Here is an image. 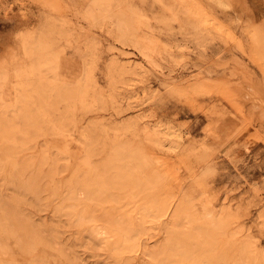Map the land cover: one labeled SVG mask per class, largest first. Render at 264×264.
I'll list each match as a JSON object with an SVG mask.
<instances>
[{
  "label": "rangeland",
  "instance_id": "1",
  "mask_svg": "<svg viewBox=\"0 0 264 264\" xmlns=\"http://www.w3.org/2000/svg\"><path fill=\"white\" fill-rule=\"evenodd\" d=\"M44 1L47 0H0V55L6 48L13 53L10 59L9 55L6 57L5 64L10 67L12 58L18 57L20 63H24L20 65L16 58L14 63L20 67L28 66L29 56L24 54L21 45L29 36L30 43L39 41L42 48L47 47L52 53L56 51L60 80L76 82L80 79L81 95L85 94L84 84L89 78L96 86L91 87L95 90L89 88L88 97L83 95L87 97L86 107L76 106V98L73 100L72 95L74 88L69 83H66V90H62L67 93L68 101L58 103L54 88L59 83H54L55 86L49 83L50 80L53 82V73L48 71V82L38 85L36 92L31 90L29 94L33 99H36L35 95L42 96L51 107L38 110L30 101L25 104L27 111H19L10 106L15 104L17 85L11 67L0 79V98L9 106L5 114L12 120L9 123L10 140L5 142L2 136L4 141L0 140V146L14 151L10 154V150L7 153L0 148V153L5 154H0V199H4L9 208L8 202L10 206L15 204L20 196L18 193L23 192L21 186L26 185L18 181L16 185L13 179L25 182L30 176L39 178L37 184L39 193L42 192L37 193V201L32 198V193L27 195L29 191L24 188L19 197L21 200L17 199L19 202L14 206L17 205L19 216L28 218L32 226L45 224L39 233L61 256L53 253L51 259H42L40 263L57 264L59 261L58 264H63L65 260L79 263L81 260L82 264H147L145 249L164 242L166 225L186 204L196 215L203 217L209 208L220 213L217 204L224 202V209L233 215V228L216 239L215 254L220 261L213 259L211 264H233L238 258V250L249 242L256 245L253 263L264 264V0H197L195 2L200 3L206 20L197 22L188 17L181 19L179 24H162L160 10L150 0L117 1L127 17L132 15L133 22L141 21L145 31L157 39L159 46L148 60L141 59L132 46L115 42L104 27H89L75 9V1L82 0ZM83 66L84 74H81ZM195 80L212 81L214 92L200 93L202 95L197 94L198 97L183 95L186 98L172 92ZM250 84L261 87V94L252 91ZM92 94L95 100L91 98ZM58 112L64 116L60 118ZM41 114L46 116V121L50 119L49 123L40 120L38 129L28 126L32 116ZM74 121L80 133L93 135V140L100 146L101 142L115 139L124 149L143 151L141 154L148 158L153 156L166 172V180L152 185V198L144 196L137 202L139 208L150 206L152 201L153 206L159 208L165 202V213L157 218L142 217L147 233L139 236L135 235L138 216L134 214L130 227L121 231V237L129 240L131 249L120 257L114 256V251L104 240L91 235V224L74 225V217L79 214V208H84L83 204L78 207L69 199L50 194V188L55 184L61 187L68 183L71 173L79 167L77 159L88 148V137H80L72 126ZM60 122L73 138L70 151L75 152L76 141L86 147L74 158L55 148L48 149L50 144L57 142L52 128ZM94 125L105 128L106 136L103 130L94 131L91 128ZM173 131L182 135L181 141L166 144ZM51 160L57 164H52ZM16 163L30 166L15 177L12 174ZM19 167L18 170L22 168ZM51 169L57 173L53 172L54 178L50 181ZM144 173L135 171L132 178L145 185ZM129 188L120 192L121 195L127 197ZM11 196L14 199H10ZM12 208L13 205L9 209ZM69 208L74 213L72 217L68 214ZM0 217L1 223V209ZM1 231L0 243L4 250L0 251V264L25 263L26 256ZM40 250L36 249L33 255H39ZM199 258L200 251H194L186 259L178 256V261L179 264H195Z\"/></svg>",
  "mask_w": 264,
  "mask_h": 264
},
{
  "label": "bare ground",
  "instance_id": "2",
  "mask_svg": "<svg viewBox=\"0 0 264 264\" xmlns=\"http://www.w3.org/2000/svg\"><path fill=\"white\" fill-rule=\"evenodd\" d=\"M47 1L49 2L52 0H47ZM117 1L119 2L122 0H87V1L82 0L79 3L75 1V3H77L75 9H77L81 18L85 20L87 24H89V27L92 26L93 28H95L98 26V29H100V27L101 28L104 27V29L108 30L107 32L110 34L111 38L115 42L117 41L118 43L122 45L132 46L134 49L138 51L141 59H144V60L152 59L153 55L155 54L157 50V47L159 46L157 39L155 38V36L152 35V33L150 34V32L148 33L145 31L146 30L145 26H143L141 21L133 22L131 18L132 15L129 16L130 18L127 17L126 11L124 10L123 6H120L117 3ZM150 1L154 3L156 7L160 10L161 15L159 17V21L162 24H170L171 22H175L179 24L181 19H185L188 17L194 18L197 22L198 21L203 22L204 20H206L203 8L201 7L200 3L195 2L197 0H150ZM50 4L52 5V3ZM224 6H226V4ZM111 8L113 9L111 10ZM28 38L29 36H27L26 39L24 38L22 41V45H21L24 51V54H26V56H29V60H27L28 58L26 59L25 57V59L27 60L26 62L28 63L26 64L28 66L26 68L22 66L20 67L19 65L14 63V61L19 60L17 59L18 57L16 58L14 56L13 57L16 58V60L12 58L13 65L6 62L10 64L11 70L13 71V78L17 82L15 83L17 84L15 86V92H16L15 100L16 101H15V104L10 105L11 108L14 109L15 107L19 111H27L28 107L25 104L30 101L36 104V107L38 110L41 108L45 110L48 107H51L49 102H46V100L43 99L42 96L35 95L36 99H33V97H31V95L29 94L31 90L36 92L38 85H44V83H46L45 81L48 82V80L50 79V78L48 79V76H49L48 71H50V73H53V75H51L52 77L51 79H53V82L52 80H50L49 83H52V85H54V83L56 82L59 83V84L56 83L57 86H55L56 84L54 85L55 86L54 95L56 96V100L58 101V103L64 102L65 100L68 101V97L67 99L65 98V95L67 93L64 94L62 90L65 91L67 87L66 83L67 84L69 83L70 87L72 85L74 88L72 95L74 96L73 100H75L76 98V101H75L77 103L76 106L78 105L81 108L86 107L85 105L87 103V97H88L87 92L89 91V88L96 86V85L94 86L92 85L91 79L89 78L87 80L88 82L86 83V85L84 84V86L86 87H85V92L83 93H85L87 96L85 97L83 96L85 94L83 95L80 94V89H81L80 86H82L83 88V85H80L81 84L80 79H78L76 82H74L75 80L74 81H71V80L64 81L62 76H61L62 77L61 79L63 80L59 79L58 76L60 73L59 74L57 73V69L60 65V62L58 60L59 58L56 56L57 55V53H55L56 51L55 52L53 51L55 53L54 54L50 50L48 51V49H46L47 47L42 48V46H40V44L38 43L39 41L32 40V42L30 43V40ZM34 40H35V37H34ZM8 55H9L8 58L10 59V55H13V53L11 50L7 48L0 55V79L4 78L3 76L8 70L9 66L5 64V60ZM116 55H119V54H116ZM23 60H24V57H23ZM20 61H21V58L18 61V63L22 65L23 61L21 63ZM84 68L85 67L83 66L81 74H84L83 73ZM209 80H206V81L200 80L199 82L195 80L194 82H191V83L189 82L188 84L184 85L183 88H176L172 92L176 93L177 95H180L181 97L183 95H190V97L192 95H196L198 97L197 94H200V93L209 94L210 92H214L215 90L214 84L212 83V81L210 82ZM63 87L65 88L63 89ZM91 89L95 90L93 88ZM251 89L255 93L258 92L259 94L260 92L261 94V90H262L261 87H257L256 85H251ZM94 97L95 95L91 96V98L93 99ZM190 97H189V101L191 99ZM74 103H72V106L74 105ZM7 108H9V106H7L5 101L2 98H0V137H1L0 140L2 139V136H3V139L5 140V142L6 141L8 142L10 140V135L12 133V130L11 132L9 131L10 130L9 128L11 127L9 123H11L12 120L10 121L11 118L9 119L8 116L5 114V111L7 110ZM60 115H61L59 116L60 118L64 116L61 113ZM15 118H17V116ZM40 120H43L44 123H49L50 119L46 121V116L42 114L34 115L32 116L31 122H28L27 124L28 126L30 124V127L34 126V127H37L38 129ZM62 120H64V118ZM232 125L233 124H231V126ZM72 126L73 128L76 127L75 121L73 122ZM211 126L212 125L210 124L209 127L211 128ZM231 126L230 128H232ZM63 128L64 127L62 126L61 122L58 126H54V128H52V131L56 137V138L54 137L53 138L57 142H55L56 144L52 143L53 145L50 144L48 149L55 148L58 152L65 153V154L69 153V155H71L74 158L77 155L81 154V151L84 150L86 147L82 146L81 144L82 142L78 143V141L75 140L76 142L74 141L75 142L74 146H76V150L75 152L72 150L70 151L69 150L71 148L70 144L73 141V138L71 137V134H69L70 132L68 133V130H65ZM91 128H93L94 131L103 130L105 136L107 134V132H105V128H103L102 126L94 125ZM17 129L18 128H16L15 130ZM75 131L79 132L80 137L82 136L84 139L88 137L89 139L87 143L88 148L85 150V153L83 151V156L77 159L78 160L77 164L79 163V167L76 168V170L71 173V176L69 177L67 181L68 183L61 184L62 185L61 187H59L56 184L52 186V184H54L52 183L50 185L52 186L50 188V194L57 196V197L59 195V197L61 196L60 198H64L65 200L69 199V201L71 200L73 201V203L75 202L76 205L83 204L84 208L83 209L79 208L80 210L78 211L79 214L76 213L77 214L76 218L74 217V220H76V223L73 221L74 225L83 226V225H86V223L89 225L91 224L92 226L91 235H93V237H95L96 239L104 240L107 246L111 247L112 251H114V256L120 257L121 255H123V253L129 252L131 249V247L129 246V240L121 237V231L124 228L130 227L131 219H133L134 214L138 216L137 221H136L137 230L135 232V235L139 236V235H144L147 233V230L144 226L145 225L144 224L145 220L143 219L144 216L146 217L150 216L152 218L153 217L157 218V216H161L163 215V213H165V209L167 207V204L165 202H162L159 208L158 207L155 208L153 206L154 204L153 201L150 206H143L142 208H139V206L137 205V202L142 201L144 196H147V198H152V193H151L152 185L154 183L161 182L164 179L166 180L167 179L166 172L164 168L162 167V165L159 164L158 161H155L156 159H153V156L152 157L150 156L151 158H148V156L141 154L143 151L139 150L135 152L134 151L135 149L134 150L124 149L120 147L119 145H117L115 139L109 141L108 143L101 142V146H100L98 142L93 140L94 138L93 135L91 134L85 135L82 132L80 133L79 129L77 128H75ZM36 132H39V130ZM210 134L208 133V135ZM213 136L214 134H212V137ZM169 137L170 138L167 139L166 144H168L170 141L176 142V141H181L182 139V135L179 132L176 133L175 131L171 132ZM78 138H79V135H78ZM213 138L216 139L215 137ZM213 138L212 140H214ZM3 139L2 141H4ZM2 141L0 142L2 143ZM2 146H0L1 151L7 150L8 151L7 153H9L10 149L8 150L7 147L5 149V147H2ZM11 151L14 152L12 149L10 150V152ZM12 152L10 154H12ZM1 153L2 155L5 156L4 152H1ZM100 153H102L103 156L98 157ZM42 156H44V154H42ZM25 163L14 164V167H13L14 174L12 175L16 177L17 173L21 174L20 171L23 168H26V167L28 168L30 166ZM51 163L57 164V162L53 160H51ZM34 166H36V164ZM18 167L19 168L22 167V168L18 170ZM50 171H51L49 174L50 178L48 179L51 181L54 178L53 172L55 171H53L52 169ZM135 171L146 172L144 173V176L146 178L145 185H142L140 182L132 178ZM34 173L37 174L36 172ZM56 173L57 172H55V174ZM18 178H20V176ZM13 180L15 182L18 181L19 183L23 182L24 184H26V185H22L23 187L21 186L23 190L22 193H24L26 189L27 191H29V192H26V194L32 193L33 194L32 198H35L34 201H37V197H39L38 195L41 194L42 190L39 193L40 188L38 187L39 183L37 184V182L40 180L36 175H34L33 177L30 176V178L27 179L25 182L24 180L23 181L22 180L20 181L18 179L17 180L13 179ZM43 183H45V176H44ZM15 184L18 185L17 182ZM64 186L67 187L65 190L63 189ZM128 186L130 187L129 194L127 197H125L121 195L120 192H123L124 189H126V187ZM43 187L44 186H42V188ZM18 188H20V186ZM22 193L20 190V192L18 193V195L20 194L19 197H21ZM35 194H37V196H35ZM43 196L44 195H42V197ZM13 197L17 198L16 194L15 195L13 194ZM13 197L11 196L10 199H14ZM19 197L17 199L20 201L21 198L19 199ZM10 199L9 201H11ZM17 199H16V203L18 201ZM3 200L0 202V209H1V216H2V221L0 223V229L5 233L6 239L12 240L15 243V248H17L21 254L26 256L27 261L23 264H39L40 261H42V259H44L45 261L47 258H50L51 255H53V253H56L54 252V248L50 247L48 245V242L46 240H43L41 233H39V232H42L41 227L44 226L45 224L44 225L41 224L42 226L40 225H35V227L34 225L32 226V224L28 221V218L26 219L22 216H19L18 209L16 208L17 205L14 206L16 203L15 204L11 203L14 208L9 209L10 207H12V205L10 206L8 202V206H9L8 208L5 204L6 202H4ZM61 200L62 199H60V202ZM22 202H23L22 204H25L23 200ZM224 204H225L224 202H220V204H217V206L218 205L220 206L219 207L221 210L220 213L215 212L213 208H209L204 213L203 217L196 215L189 208L187 204L186 205L184 204L185 205L184 208L182 210H179L176 214H174L172 218L170 219V221L168 222L169 224L166 225L165 227L166 236L164 238V242L159 244L158 246H154V248L145 249V254L148 257L147 264H171V263L179 264L178 256L180 257L182 255V258L186 259L194 251H200V258L199 260H197L198 262H195V264H211L213 259L220 261L219 260L220 258L217 257L215 254L216 239L220 237L221 234L224 235L223 233L227 231L231 232L233 228L232 224L234 223L232 222V220L234 219L233 215L230 213L228 209H224V206H225ZM20 205H21V202H20ZM66 207H71V205L70 206L67 205ZM80 207L82 208V206ZM76 210L75 212H77ZM19 211L21 210L19 209ZM23 212L24 210L21 213ZM68 214H70V217L74 216V213L72 212V208L68 211ZM230 235H233V233H230ZM59 238L60 237H58V239ZM57 242H60V241L57 240ZM105 242L103 243L105 244ZM255 246L251 242L244 244L238 250V258L235 260L233 264H254L252 255H253V251H255L254 250ZM168 247H170V249H168ZM38 248L39 250L41 249L39 251L40 254L34 256L33 255L34 251H36V249ZM2 249H3V245H1L0 243V251L4 250ZM55 255L57 257L59 256L58 253H56ZM60 257L61 256H59V258ZM65 262L63 264H82L81 260L79 261V263L76 261L73 262L72 260H65ZM6 264H11V263L6 262Z\"/></svg>",
  "mask_w": 264,
  "mask_h": 264
}]
</instances>
